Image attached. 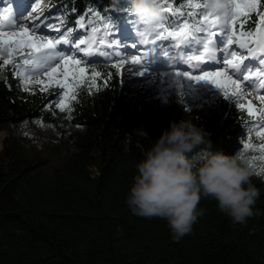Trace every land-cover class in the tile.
<instances>
[{
	"label": "trees",
	"instance_id": "1",
	"mask_svg": "<svg viewBox=\"0 0 264 264\" xmlns=\"http://www.w3.org/2000/svg\"><path fill=\"white\" fill-rule=\"evenodd\" d=\"M23 1L19 7L17 0H0V6L14 4L19 12H25L29 4L35 9L45 7L49 16L59 19L51 29L70 43L110 22L119 31L112 29L106 39L110 44L113 36L119 37L120 43L112 51L102 48L101 58L82 63L89 77L94 72L100 75L94 86L79 87L71 103V119L56 106L60 91L39 83L48 77L34 79L25 91L23 75L0 59V133L5 134L0 150V264H264V172H260L264 161L253 159L260 152H246L242 147L245 142L258 145L259 139L248 140L251 124L234 98H225L216 89L212 104L190 110L162 103L161 94L132 93L120 76L126 63L122 51L133 50L120 44L135 42L126 29H134L130 21L137 22L124 11L126 0H119L118 6L113 0ZM187 3L161 4L186 15L192 11L183 7ZM259 7L264 12V0ZM201 10H195L197 15L191 19L199 20ZM178 15L165 13L163 23L171 28L179 22ZM258 24V14L239 16L233 31L242 27L254 32ZM187 52L191 53L182 54ZM13 59L22 63L21 57ZM88 62L92 65L87 66ZM173 71L162 74L169 77ZM188 118L205 130L214 151L239 153L255 165L252 183L259 197L254 214L243 224H233L215 200L202 199L199 207L205 214L177 242L166 220L136 216L125 201L144 153L170 122ZM40 129L42 145L33 141Z\"/></svg>",
	"mask_w": 264,
	"mask_h": 264
},
{
	"label": "snow or ice",
	"instance_id": "2",
	"mask_svg": "<svg viewBox=\"0 0 264 264\" xmlns=\"http://www.w3.org/2000/svg\"><path fill=\"white\" fill-rule=\"evenodd\" d=\"M161 3L167 5L168 0H161ZM259 4L260 0H241V2H237V0H215L214 9L210 11L208 10V0H203V2L188 0V3L183 7L192 9V11L187 12L186 15L180 9L163 6L165 13L179 14V22L171 28L164 23L160 24L155 31V37L149 39L152 34L144 36L139 30L137 22L130 21L134 30L137 31V35L143 37L142 40L132 43L130 47L137 53L140 52L139 46L141 44L152 45V47L142 55L133 56L129 63L140 65L141 67L136 69V74L143 76L149 71V65L155 59L162 56L168 57L169 60L172 59L168 56V49L162 44L157 45V41L173 42L170 46L177 49L184 45L185 48L181 51L187 50L191 54H186L180 58L182 63L201 69L200 74L192 75L187 71H173L170 76L187 80L188 84L207 82L221 90L225 98H234L240 109L246 113L251 124L250 131L246 134L248 140L259 139L258 145L245 142L242 147L246 152L249 149L260 152L261 155L253 159L264 161V95H257L256 99L259 101V107H257L251 99H245L249 93L242 86V82L247 81L250 88H264V12L258 11ZM197 9H203L199 13L202 18L199 20L191 19L197 15L195 11ZM35 10V8L31 9L27 13V17L30 18ZM124 11L129 12L127 9ZM251 13H258L259 24L256 30L254 32L244 31L241 27L237 31H233V24L237 17L244 16L247 18ZM18 14L21 17V22H17L15 17L5 16L0 19V59L4 65L12 64L16 73L23 75L25 91H29L28 84L40 76L48 77L50 87L63 89L64 91L56 106L62 112L67 111L69 113L67 118L71 119V103L77 99L76 93L80 85L87 82L94 86L96 77L100 75L98 72H94L89 77L86 68L81 66L82 63H87L89 56L93 55L91 47L86 49L81 46L92 45L98 30L93 28V37L87 41L84 39L73 41L66 53L63 49L56 51V46L68 45L70 42L67 38L56 39L55 41L47 39L42 33L37 34L41 32L40 24L33 22L30 27L25 26L22 22L25 19L24 14L19 11ZM95 15L98 19H102L98 13ZM129 15L132 14L129 12ZM5 20L7 23H4ZM41 24L44 28L51 27V25L44 24L43 21ZM80 26L83 27V24L81 23ZM108 29L119 31L117 25L110 22L105 24L106 35L109 34ZM217 37L223 52L228 53L227 56L217 58V46L214 39ZM119 43L120 41L113 36L112 42L108 46H118ZM233 44L237 45L238 49H246L247 56L240 54L237 50L229 51V47ZM25 49L28 50L26 54ZM81 52L83 58H77ZM14 55H19L22 63L18 64L13 59ZM145 59H148V64H144ZM245 60H249L250 63L246 65ZM253 63L255 64V71H253ZM21 69L28 71L21 72ZM228 69H232L234 73H241V75L237 79H233L232 75H229ZM253 77L256 79L254 80ZM39 83L44 84V81L39 80ZM46 90V88H41V91ZM250 165L255 166L251 161ZM260 172H264V167H261ZM260 172H257V175Z\"/></svg>",
	"mask_w": 264,
	"mask_h": 264
},
{
	"label": "clouds",
	"instance_id": "3",
	"mask_svg": "<svg viewBox=\"0 0 264 264\" xmlns=\"http://www.w3.org/2000/svg\"><path fill=\"white\" fill-rule=\"evenodd\" d=\"M114 6L119 0H113ZM144 36L153 34L165 20L161 0H126ZM215 0H208L213 10ZM138 133L148 137L143 129ZM208 134L190 118L172 121L137 163L126 204L145 218L167 221L171 237L181 240L205 214L202 199L217 202L233 224H243L254 214L259 191L252 183L254 169L239 153L214 151Z\"/></svg>",
	"mask_w": 264,
	"mask_h": 264
},
{
	"label": "rangeland",
	"instance_id": "4",
	"mask_svg": "<svg viewBox=\"0 0 264 264\" xmlns=\"http://www.w3.org/2000/svg\"><path fill=\"white\" fill-rule=\"evenodd\" d=\"M237 2H241V0H237ZM25 4L23 0H17V5L19 7H22ZM16 5L8 3L5 4L4 6H0V19H3V17L8 16V17H15L17 22H21V17L18 14V11L16 9ZM34 6L29 4V8L25 11L22 12L24 14L25 19L22 21L25 26L31 25V23H36L41 25V32L37 34H43L44 36L47 37V39L55 41L58 38V33L56 30H52V26H56L59 24V19L53 18V16H49L48 11H45V7L41 9H36L34 12H32V15L30 18L27 17V13L33 9ZM9 9H11V12H9ZM203 11V9L201 10ZM258 11H260V7L258 6ZM258 14V13H255ZM202 17L199 15V19ZM43 21L44 24L51 25L49 28H44L43 24L41 22ZM4 23H7L5 20ZM139 25V24H138ZM84 27H81L79 25V29L83 30ZM128 31L129 37L131 35L135 37V42L137 40H142L143 37L137 35V31L134 29H129L127 27L126 29ZM140 30V26H139ZM141 31V30H140ZM114 31L112 29H108V35L112 34ZM120 35V32L117 33ZM203 35V34H200ZM153 34L149 39H152ZM93 37V31L89 33L88 36L86 35H81L79 39H84L87 40V38H92ZM107 35L105 34V28H99L98 31L95 33V40L93 43V46L91 47V50L93 52V55L89 56L88 58H95V57H102V48L108 47L110 51H112V47H109V42L106 39ZM119 40V37L116 38ZM216 40V46H217V58H220L221 56H227L225 52H223L222 47L219 45L218 37L214 38ZM103 41V43H101ZM134 43L132 40H123L122 44H120V48L126 49L125 45L131 46V44ZM157 45H160L158 42H156ZM172 43L170 41H165L164 44H162L165 48L168 49V56L171 57L172 59L169 60L168 57H161L158 59H155L152 63L149 65V71L146 72L143 76L137 75V70L140 68V65H132L129 63V61L133 58V56H139L142 55L144 52H147L152 45H145L141 44L140 47V52L137 53L134 49H127L122 51V60L125 61V65L122 67L120 71V76L122 82L126 83L129 85V87L132 89V93L135 95L139 93H146V94H152L153 96H158V95H163L162 98V103L164 104H171V105H178V106H183L187 109L190 110H200L206 108V106L212 104V97L214 96V92L216 91L217 88H215L214 85H211L207 82H200V83H189L187 80L181 81L180 79L173 78L171 76L167 77L164 76L162 73H167L170 70L174 71H187L191 73L192 75H199L201 69L192 67L190 65L182 63L181 59L185 55L182 54L181 48H173L171 47ZM71 47V43L68 45L60 44L56 46V51L64 50L67 52L69 48ZM198 47V46H197ZM234 50H243L244 53L243 55L247 56V50L246 49H238V46L234 44L233 46ZM159 51V48L157 49ZM27 49L24 50L25 54L27 53ZM186 54H191V53H186ZM16 57H20L19 55H14ZM77 58H83V53L81 52ZM150 59V57H149ZM175 60V61H174ZM249 60H245V64H249ZM144 64H148V59L144 60ZM92 62H88L87 66H91ZM203 67V66H202ZM243 67V66H242ZM253 71H255V64H252ZM229 75H232L234 79H237L241 73H234L232 69H228ZM247 74V73H243ZM88 75V74H87ZM255 80L256 78L253 77ZM45 87L50 88L52 90H57L60 91L57 96L60 97L62 92L64 91L63 89H60L58 87H50L49 86V80H45ZM242 85L244 88L247 90V92H253L247 96L248 99H251L253 104L257 105L259 107V101L256 99L257 95H264V88L260 89H254L250 88L248 86V82L244 81L242 82ZM81 86H89L88 83H83L80 85ZM158 94V95H157ZM215 100V99H214ZM44 136V131L40 129L38 132V139L33 140L35 144L42 145ZM5 138V134L3 132L0 133V150H1V143Z\"/></svg>",
	"mask_w": 264,
	"mask_h": 264
}]
</instances>
